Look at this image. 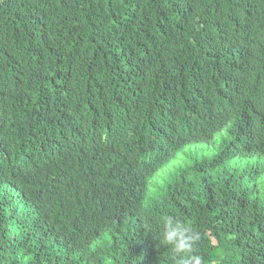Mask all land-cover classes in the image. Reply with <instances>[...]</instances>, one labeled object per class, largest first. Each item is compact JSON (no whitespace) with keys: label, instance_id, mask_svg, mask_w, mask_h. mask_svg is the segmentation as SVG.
Returning <instances> with one entry per match:
<instances>
[{"label":"trees","instance_id":"1","mask_svg":"<svg viewBox=\"0 0 264 264\" xmlns=\"http://www.w3.org/2000/svg\"><path fill=\"white\" fill-rule=\"evenodd\" d=\"M263 161L264 0H0V264H264Z\"/></svg>","mask_w":264,"mask_h":264},{"label":"rangeland","instance_id":"2","mask_svg":"<svg viewBox=\"0 0 264 264\" xmlns=\"http://www.w3.org/2000/svg\"><path fill=\"white\" fill-rule=\"evenodd\" d=\"M210 149L211 148L207 147L206 145H198L190 147L181 152L176 159L172 160L168 165L158 171L151 182V190H155L157 187H159L166 180V178L173 173L176 167H179L185 163L188 157H193L195 154L202 155L206 152H209ZM262 181H264V175L258 179V183L260 184ZM108 242V238L100 241L101 244H106Z\"/></svg>","mask_w":264,"mask_h":264}]
</instances>
